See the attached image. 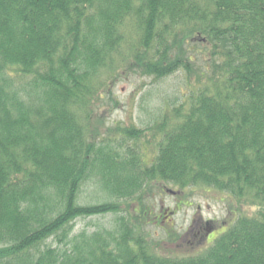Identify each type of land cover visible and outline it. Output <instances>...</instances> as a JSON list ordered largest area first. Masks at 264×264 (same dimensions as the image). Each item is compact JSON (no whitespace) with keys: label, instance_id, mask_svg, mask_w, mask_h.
I'll list each match as a JSON object with an SVG mask.
<instances>
[{"label":"trees","instance_id":"1","mask_svg":"<svg viewBox=\"0 0 264 264\" xmlns=\"http://www.w3.org/2000/svg\"><path fill=\"white\" fill-rule=\"evenodd\" d=\"M130 24L144 76L194 75L185 45L195 41L218 72L203 83L199 72L187 109L153 136L150 164L107 138L136 143L146 131L102 133L103 112L91 116ZM89 179L108 201L76 203ZM168 186L232 197L251 214L199 222L183 247L153 241L131 219L146 189ZM107 215L115 233L72 236L77 219ZM0 264H264V0H0Z\"/></svg>","mask_w":264,"mask_h":264},{"label":"rangeland","instance_id":"2","mask_svg":"<svg viewBox=\"0 0 264 264\" xmlns=\"http://www.w3.org/2000/svg\"><path fill=\"white\" fill-rule=\"evenodd\" d=\"M122 31H124V36L128 37L131 44L123 46L119 55L114 54L113 66L104 68L101 71L98 81L99 90L102 89V95L95 98L92 104L91 116L92 120L96 122L98 116H101L100 113L103 112L102 133H115L118 128H134L146 131L145 138H140L136 143L134 140H127L124 144L125 141L116 133L108 137L106 135L98 137L101 139L111 137L116 145H123L124 150L129 147L138 149L141 151L144 161L150 164L155 158L156 147L160 138H154L153 136L156 134L157 129L161 127V124L164 125L165 121H168L169 124L171 120V126L173 118H175L174 111L177 108L183 105V108L187 109L190 95L200 88V85H197L198 81H196V77L199 78V72L205 73L204 78L205 75H209L208 78H211L210 74L213 71L216 74L218 72L213 66V60L209 57L206 47L201 45V41H195L192 43L187 42L185 45V51L192 58V65L196 71L194 75L190 76L183 71H177L158 81L153 77L144 76L141 68L136 67V64L131 61L133 55H130L129 52L132 46L133 49H136L134 54L135 52L144 53L142 45L138 44V42H141L142 37L139 32L136 34L132 32L131 24L130 26L126 25ZM148 49L150 50V48ZM125 55L127 56L125 57ZM205 81H207L206 78L202 83ZM26 82V80L16 81L15 84L22 87ZM109 82L112 83L108 84ZM148 129H151L150 133ZM166 188L172 189L171 186ZM185 193H187V196L176 198L166 194L163 189L151 187L142 193L141 206L131 201L127 202L125 208L130 211H132L131 209L137 211L138 206H140L141 211L145 212L144 208L150 211H147L148 217L142 214L141 211L136 213L135 217L132 216L131 222L139 224L138 221H145L147 223L146 228L141 226L140 230L144 234H148L151 240L168 242L171 235H173L179 246L182 247L188 240L191 241L189 228L194 220L197 221L196 224L199 222L214 223L221 227L222 225L227 226L237 214H251L249 204L239 202L229 196L220 195L217 192H209L202 188L198 190L191 188L186 190ZM102 195L95 179H89L80 188L76 203L82 207L102 204L103 201H108ZM177 205H180L179 210L178 212L176 210L173 217L166 216L164 220H161L164 210L175 211ZM161 207L164 208L162 211H160ZM72 226V236L82 232L91 235L103 230L116 232L114 216L111 215L77 219ZM47 245L53 248L59 246L62 248L63 246L53 240H49ZM182 247L181 252H186Z\"/></svg>","mask_w":264,"mask_h":264},{"label":"flooded vegetation","instance_id":"3","mask_svg":"<svg viewBox=\"0 0 264 264\" xmlns=\"http://www.w3.org/2000/svg\"><path fill=\"white\" fill-rule=\"evenodd\" d=\"M166 214H169V215H172V212H170L169 210H165V215ZM196 224V221H193L192 225H195ZM208 238V237H206Z\"/></svg>","mask_w":264,"mask_h":264},{"label":"water","instance_id":"4","mask_svg":"<svg viewBox=\"0 0 264 264\" xmlns=\"http://www.w3.org/2000/svg\"><path fill=\"white\" fill-rule=\"evenodd\" d=\"M167 193H169V194H174V192H172V191H170V190H167Z\"/></svg>","mask_w":264,"mask_h":264}]
</instances>
